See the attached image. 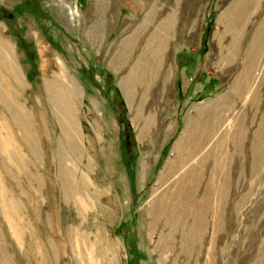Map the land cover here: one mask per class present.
<instances>
[{
  "label": "rangeland",
  "instance_id": "374dc122",
  "mask_svg": "<svg viewBox=\"0 0 264 264\" xmlns=\"http://www.w3.org/2000/svg\"><path fill=\"white\" fill-rule=\"evenodd\" d=\"M232 1L155 0L162 11L175 10V23L162 46L159 75L142 105L141 112L153 121L147 137L141 138L143 121L135 120L140 92L128 102L119 82L153 26L139 34L124 63L114 67L110 62L119 41L140 24L152 0H143L144 5L136 8L123 0H0V37L15 55L23 81L16 88L24 107L31 111L38 151L33 156L10 123L13 145L19 149L16 152L26 154L30 175L28 180V174L13 161H7L6 172L0 154V176L8 197V201L0 200L2 259L9 264H76L67 233L75 227L97 240L102 264H264V148L259 159L254 161L252 156L264 120V50L253 70L250 92L231 94L247 44L264 16V0L257 1L232 58L224 60L219 52L227 54L231 35L221 32L220 19ZM92 24L97 27L94 38L92 32L87 35ZM48 58L53 62L47 73L56 70L61 60L80 92L75 120L81 130L78 144L84 143L87 151L74 161L67 156L72 174H85L92 192L107 196L105 202L97 200L82 214L61 193L59 162L53 151L57 141L62 151L66 148L60 122L46 98L48 74L44 77L43 64ZM222 97L223 120L206 146L227 130L237 131L223 143L227 189L218 214L221 228L212 236L208 251L213 234V216L208 213L199 243L197 239L189 250L180 251L175 231L169 250L161 255L158 241L166 228L160 221L151 223L147 212L164 186L157 178L176 156L175 143L196 116V108ZM4 110L0 104V113L11 121ZM237 121L239 130H235ZM212 163L211 158L205 161L195 196H201ZM10 207L19 234L9 231L5 221Z\"/></svg>",
  "mask_w": 264,
  "mask_h": 264
},
{
  "label": "bare ground",
  "instance_id": "6f19581e",
  "mask_svg": "<svg viewBox=\"0 0 264 264\" xmlns=\"http://www.w3.org/2000/svg\"><path fill=\"white\" fill-rule=\"evenodd\" d=\"M123 1H130L134 4L133 6H135V8L144 5L143 0ZM233 1L232 4L223 11L220 19L223 23L221 32H226L231 35V40L227 43V54H224L225 52H219V57L224 60H229L232 58V55H234L237 45L235 49L234 46L238 36L246 26L245 24L248 23L250 17L254 14V7L260 0ZM145 10L140 24L134 28L131 34H128L119 41L110 62L114 67H119L124 63L128 57L130 48L136 42L139 34L150 26H153L148 32L144 46L140 49L139 53L136 54L137 57H135V61L130 66L127 73L121 77L119 82L123 90L122 93H124L128 102L136 96L138 91L140 92L136 105L135 120L136 122L143 121L141 122V129L139 131L141 138L144 135L147 137V133L153 121V117L151 118L150 115L144 116L141 112L142 105L145 101L146 93L152 86L157 75H159V69L164 58L162 46L164 42H167L171 34V28L175 23V10L170 9L167 12L162 11V7L159 8L155 0H152V3L149 2ZM89 34H91L93 38L98 36L97 27L94 28L93 24L87 30V35ZM10 47L7 40L0 37V104L11 118V121H8L3 113H0L1 164L4 170L8 172L7 161L16 162L17 166L21 167L24 174H28L29 180L30 174L28 172L27 163L24 162L27 160V156L25 153L22 154L21 151L16 152L19 149L13 145V137L15 135L20 137L30 150V153L36 157L38 153L36 148V135L30 123L31 117L29 113L31 111L24 107L25 102L20 99L19 96L21 93L18 91L19 89L16 88V85L21 86L23 81L19 73L15 55ZM263 50L264 16L254 29L243 54L242 69L231 85V94L233 96H245L250 92L255 78V76H253V70L257 68L258 60L261 54H263ZM42 52L44 53V49H42ZM42 52L40 50V53ZM52 62L53 61L48 58L43 64L44 77L48 74V78H44V87L52 114L60 122L61 134L65 141L66 148L65 152L62 151L59 148L60 143L57 141V146L54 149L57 154L53 151V155L55 160L59 162L57 172L61 184L62 196L64 199L73 203L78 214H82L97 200L105 202L107 196L103 195V193L98 196L92 192V187L89 185L85 174L81 173L79 176H76L75 173L72 174V164L68 163L69 158L67 156H72L71 160L74 161L75 158L85 157L87 151L84 143L82 145L78 144L81 130L78 119L75 120V112L79 105L80 92L74 79L61 60H59L60 64L56 70L51 74L47 73L49 72V67L52 65ZM162 79L163 83L167 80L166 74ZM255 95L256 92L251 95L250 101H254ZM224 98L225 97H222L196 108V116L189 120L175 143L176 156L168 160L163 166L158 176L159 178H157L164 186L150 201L147 212L150 215L151 223L160 221L166 228L162 230V234L159 237L160 240L158 241L161 247V255L169 250L171 239L175 237V231L179 232L180 251L189 250L190 243H195L197 239L199 243L204 228L205 226L207 227L206 214L208 213L213 216L211 221L213 234L209 240L210 245L208 246V251L212 244V236L216 230L221 228L218 214L219 210L223 207L221 199L225 195L227 189L226 183L224 182L227 175L225 171L227 151L223 148V143L228 136L237 133V131L229 132L227 130L219 135L208 148H206V146L210 143V139L222 123ZM12 122L16 128L15 135L11 133L13 125L10 126V123ZM240 127V123L237 121L235 130H239ZM259 132V137L256 139V143L253 145L252 149L254 161L259 159L264 148V120L259 126ZM56 139L59 140V136L58 138L56 137ZM237 144L238 139L236 138L234 140V145L237 146ZM83 149H85L84 154L82 153ZM209 158L212 159L213 163L208 172L204 190L201 196L198 197L195 196V193L199 179L203 176L201 170L205 161ZM0 200L3 202L8 201L1 176ZM10 211V213L6 212L5 214V221L8 229L13 234H19L17 229L18 225L15 226V229L12 216L10 215L12 214L11 207ZM67 233L70 249L76 264H102L103 254L95 238L91 240L90 235H87V233L75 227H71L67 230ZM1 254H3L2 243H0V264H9L7 260L2 259Z\"/></svg>",
  "mask_w": 264,
  "mask_h": 264
}]
</instances>
